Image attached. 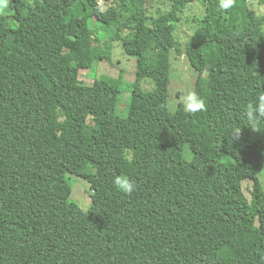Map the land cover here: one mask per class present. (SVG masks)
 <instances>
[{
  "label": "trees",
  "instance_id": "16d2710c",
  "mask_svg": "<svg viewBox=\"0 0 264 264\" xmlns=\"http://www.w3.org/2000/svg\"><path fill=\"white\" fill-rule=\"evenodd\" d=\"M165 1L25 0L0 14V264H264V121L257 131L243 114L264 94V13L253 6L264 0L227 11ZM195 1L205 11L192 17L189 57L207 110L186 114L169 108L171 53ZM103 25L137 58L127 115L123 70L80 79L108 56L93 44ZM68 174L89 181L87 210ZM121 174L130 195L114 187Z\"/></svg>",
  "mask_w": 264,
  "mask_h": 264
},
{
  "label": "rangeland",
  "instance_id": "374dc122",
  "mask_svg": "<svg viewBox=\"0 0 264 264\" xmlns=\"http://www.w3.org/2000/svg\"><path fill=\"white\" fill-rule=\"evenodd\" d=\"M160 3L157 6L169 8V4L164 0H159ZM23 5L25 0H9V7L7 10L12 8L11 4ZM155 3V1H153ZM102 8H106L107 4L101 1ZM253 6L257 8L258 11L264 13V5H259L257 1H253ZM205 11V6H203L199 1L192 2L188 5L185 12L182 15V21L178 25L176 35L181 43L182 51L177 52L173 48L171 53V83L169 86V108L174 111L179 103L182 102V97L189 91L194 92L195 85L199 77V71L196 64L190 61L189 54L192 52L189 50L190 42L197 37V32L200 26L193 21V16L201 15ZM12 23V22H11ZM93 26L96 25V21L93 20ZM12 25H16L13 22ZM91 25V20H90ZM127 31V30H126ZM105 33V35H104ZM97 35H93V44L97 45L100 50L106 53L108 56L106 59L100 61L95 65L94 70L81 69L80 79L88 84L94 82V78L100 75H107L111 77H118L120 71L123 70L126 78V83L123 85V92L120 95V102L118 107V113L121 115H127L129 112L128 103L130 98V86L128 82H133L136 77L137 68V58L135 56H129L125 53L122 43L120 41H112L109 39L108 30L103 25L96 30ZM195 41V40H194ZM208 68L205 69L203 76L208 79ZM154 84L150 79H145L142 82V87L145 90H152ZM70 182L72 184V194L71 198L78 202V204L84 210H87L91 205L90 196V183L87 179L74 175L68 174ZM260 181L264 186V169L258 175ZM252 179L243 180V189L246 195L251 198V190L253 188Z\"/></svg>",
  "mask_w": 264,
  "mask_h": 264
},
{
  "label": "clouds",
  "instance_id": "9594fccd",
  "mask_svg": "<svg viewBox=\"0 0 264 264\" xmlns=\"http://www.w3.org/2000/svg\"><path fill=\"white\" fill-rule=\"evenodd\" d=\"M234 0H220L219 7L221 10L227 11L233 7ZM9 7V0H0V14H3ZM183 111L186 114L202 112L207 110L205 100L195 92L189 91L182 97ZM243 114L247 118L248 126L259 131L258 125L264 121V94L257 97L256 103H248L243 109ZM237 132L235 136L238 134ZM115 189L123 194H132L136 185L132 182L128 175L121 174L113 177Z\"/></svg>",
  "mask_w": 264,
  "mask_h": 264
}]
</instances>
